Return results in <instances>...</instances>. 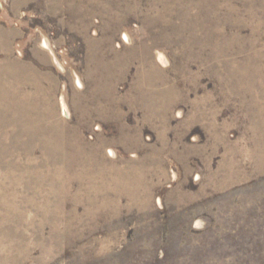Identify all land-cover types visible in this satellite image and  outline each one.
I'll return each mask as SVG.
<instances>
[{"label":"rangeland","instance_id":"obj_1","mask_svg":"<svg viewBox=\"0 0 264 264\" xmlns=\"http://www.w3.org/2000/svg\"><path fill=\"white\" fill-rule=\"evenodd\" d=\"M60 1L0 0V264H264V0Z\"/></svg>","mask_w":264,"mask_h":264},{"label":"bare ground","instance_id":"obj_2","mask_svg":"<svg viewBox=\"0 0 264 264\" xmlns=\"http://www.w3.org/2000/svg\"><path fill=\"white\" fill-rule=\"evenodd\" d=\"M56 1V0H55ZM61 1L59 0V3H60ZM21 3V2H20ZM57 3V2H56ZM59 5V4H58ZM3 20H4V18H3ZM10 32V31H9ZM5 33V32H4ZM8 35V34H7ZM124 40L127 42V43H129L130 42V39L128 38V36L127 35H125L124 36ZM4 41L6 42V36H4L3 35V33L1 34V32H0V49H4L5 48V46L3 45L4 44ZM42 44H43V46H41L42 48H44V49H46V50H48V51H50L52 54H53V50H52V48L50 47V44H49V42L47 41V40H45L44 39V41L42 42ZM41 44V45H42ZM8 46V45H7ZM18 53L20 54V55H22V53L20 52V51H18ZM7 57V56H6ZM13 57V56H12ZM0 61H2V60H0ZM6 61V60H5ZM10 61V60H9ZM18 62V61H17ZM164 62V61H163ZM2 63V62H1ZM58 63V62H57ZM13 64V63H12ZM1 65V64H0ZM3 65V64H2ZM18 65V64H17ZM17 65H8V66H1L0 67V74H1V76H0V82L2 81V83L4 84L5 83V81L7 80V78H11L10 80L12 81V83H13V85H14V83H19V81H21V80H19V79H21L20 77H18V73H20V72H22L21 71V69H19L18 67H17ZM21 65H22V63H21ZM30 66V65H29ZM22 67V66H21ZM28 68V67H27ZM24 69V68H23ZM33 69V68H32ZM17 71V72H16ZM29 71V69H26L24 72L26 73V72H28ZM24 75V74H23ZM32 75V74H31ZM30 75V76H31ZM37 76V75H36ZM40 76V75H39ZM38 76V77H39ZM33 77V76H32ZM23 79V78H22ZM37 80H38V78H37ZM29 82H30V80H29ZM23 83V82H22ZM39 83V82H38ZM36 84V83H35ZM31 86V85H30ZM42 87V86H41ZM77 87H79V89L80 88H83V84H82V82L78 79L77 80ZM15 88V87H14ZM20 88V87H19ZM36 88V87H35ZM1 89L3 90V88L1 87ZM39 89V88H38ZM25 90V89H24ZM4 91V90H3ZM8 91V90H7ZM16 91V90H15ZM21 91V90H20ZM41 91V90H40ZM43 91V90H42ZM45 91V90H44ZM9 92H11V91H9ZM9 92H8V94H9ZM13 92V91H12ZM23 92V91H22ZM3 93V92H2ZM16 93V92H15ZM45 94V93H44ZM1 96V95H0ZM14 96V95H13ZM16 97V96H15ZM24 97V96H23ZM26 97V96H25ZM24 97V98H25ZM31 97V96H30ZM8 97L6 96L5 97V99H7ZM10 98V97H9ZM21 99V98H20ZM27 99H28V97H27ZM31 99V98H30ZM8 100V99H7ZM7 100H4V102H6ZM16 100V99H15ZM0 101H1V98H0ZM17 101V100H16ZM31 101V100H30ZM60 104H61V112H62V114H63V116H66L67 118H68V116L70 115V112H69V109H68V107H67V105H66V103H65V100L63 99V98H61L60 99ZM20 102V101H19ZM25 102V101H24ZM1 103V102H0ZM7 103V102H6ZM21 103V102H20ZM27 104V103H26ZM4 105H5V103H4ZM15 105V104H14ZM23 105H25V104H23ZM8 106H9V104H8ZM12 106V105H11ZM31 107V106H30ZM7 108H9V107H7ZM11 108V107H10ZM20 108V107H19ZM47 108V107H46ZM1 109V108H0ZM6 109V108H5ZM16 109H17V106H16ZM27 109V108H26ZM19 110V109H18ZM25 110V109H24ZM33 110V109H32ZM44 110V109H43ZM4 111V110H3ZM16 111V110H15ZM26 111V110H25ZM13 112V111H12ZM23 112V111H22ZM35 112V111H34ZM47 112V111H46ZM8 113V112H7ZM17 113V112H16ZM20 113V112H19ZM36 113V112H35ZM4 114V113H3ZM9 114V113H8ZM24 114H25V112H24ZM29 114V113H28ZM40 114V113H39ZM38 113H37V116L39 115ZM44 114V113H43ZM46 114V113H45ZM15 115V114H14ZM23 115V114H22ZM21 115V116H22ZM27 115V114H26ZM9 116H10V114H9ZM8 116V117H9ZM29 116V115H28ZM27 116V117H28ZM34 116V115H33ZM40 116V115H39ZM42 116V115H41ZM47 116H48V114H47ZM53 116V115H52ZM14 117V116H13ZM12 117V118H13ZM18 116H16L15 118L16 119H19V118H17ZM44 117V116H43ZM37 118V117H36ZM6 119H8V118H6ZM15 119V120H16ZM21 119V118H20ZM42 119V118H41ZM49 119H50V116H49ZM11 120V119H10ZM25 119H22V121H20V122H22L23 123V121H24ZM33 120V119H32ZM36 120V119H35ZM45 120H47V119H45ZM37 121V120H36ZM50 121H52V120H50ZM11 122V121H10ZM15 122V121H14ZM16 123V122H15ZM19 123V122H18ZM33 123V122H32ZM48 123V122H47ZM52 123V122H51ZM12 124V123H11ZM10 124V125H11ZM20 124V123H19ZM18 124V125H19ZM28 124V123H27ZM29 124H31V123H29ZM34 124V123H33ZM5 125V124H4ZM9 125V126H10ZM35 125V124H34ZM49 125H51V124H49ZM48 125V126H49ZM2 126V125H1ZM25 126V125H24ZM48 126H46V127H48ZM20 127V126H19ZM31 127V126H30ZM30 127H28V128H30ZM34 127V126H33ZM41 127V126H40ZM3 128V127H2ZM8 128V127H7ZM49 128V127H48ZM52 128V127H51ZM59 128V127H58ZM5 129V128H4ZM18 129V128H17ZM22 129V128H21ZM24 129H25V127H24ZM23 129V130H24ZM45 129H47V128H45ZM16 130V129H15ZM49 130V129H48ZM60 130V129H59ZM62 130V129H61ZM19 131V130H18ZM38 131V130H37ZM23 132V131H22ZM22 132H20V133H22ZM25 132H26V130H25ZM45 132V131H44ZM58 132V131H57ZM60 132V131H59ZM54 133V132H53ZM3 134V133H2ZM27 134H29V133H27ZM46 134V133H45ZM61 134V133H60ZM18 135V134H17ZM22 135V134H21ZM30 135V134H29ZM33 135V134H32ZM51 135H52V133H51ZM64 135H65V133H64ZM3 136V135H2ZM23 136V135H22ZM25 136V135H24ZM48 136H50V135H48ZM60 136V135H59ZM67 136V135H66ZM15 137H16V134H15ZM30 137V136H29ZM13 138V137H12ZM22 138V137H21ZM31 138V137H30ZM35 138V137H34ZM38 138H40V137H38ZM56 138V137H55ZM54 138V139H55ZM58 138V137H57ZM13 139H15V138H13ZM24 139V138H23ZM37 139V138H36ZM41 139V138H40ZM43 139V138H42ZM67 139V138H66ZM65 139V140H66ZM33 140V139H32ZM35 140V139H34ZM64 140V141H65ZM47 141V140H46ZM49 141V140H48ZM16 142V141H15ZM35 142V141H34ZM51 142V141H50ZM59 142V141H58ZM74 142V141H73ZM13 143V142H12ZM19 143V142H18ZM21 143V142H20ZM72 143V142H71ZM15 144V143H14ZM47 144H49V143H47ZM53 144V143H52ZM1 145H2V143H1ZM21 145H22V143H21ZM24 145V144H23ZM46 145V144H45ZM54 145V144H53ZM59 145V144H58ZM62 145V144H61ZM78 145V144H77ZM34 146V145H33ZM44 146V145H43ZM47 147L49 146V145H46ZM60 146V145H59ZM1 147V146H0ZM3 147V146H2ZM1 147V148H2ZM46 147V148H47ZM50 147V146H49ZM52 147V146H51ZM12 148V147H11ZM45 148V149H46ZM61 148H63V147H61ZM70 148V147H69ZM19 149V148H18ZM34 150H35V148H33ZM51 149H53V148H51ZM56 149V148H55ZM23 150V149H22ZM62 150V149H61ZM66 150V149H65ZM30 152V151H29ZM60 152V151H59ZM58 152V153H59ZM27 153V152H26ZM2 155V154H1ZM46 155V154H45ZM58 155V154H57ZM63 155V154H62ZM66 155V154H65ZM74 155V154H73ZM67 156V155H66ZM65 156V157H66ZM46 158V157H45ZM77 159V158H76ZM62 160V159H61ZM53 162V161H52ZM49 163V162H48ZM57 163V162H56ZM60 163V162H59ZM66 163V162H65ZM73 163V162H72ZM65 167V166H64ZM103 173V172H102ZM105 173V172H104ZM27 176V175H26ZM38 176V175H37ZM100 176V175H99ZM116 176H117V179L119 180L118 182H121V180L122 179H124V176L122 175V174H119V173H116ZM21 178V177H20ZM31 178V177H30ZM105 178V177H104ZM116 179V178H115ZM19 181V180H18ZM27 181V180H26ZM94 181V180H93ZM27 183V182H26ZM103 184V183H102ZM99 193H101V190L99 191ZM1 196V195H0ZM6 208V207H5Z\"/></svg>","mask_w":264,"mask_h":264}]
</instances>
